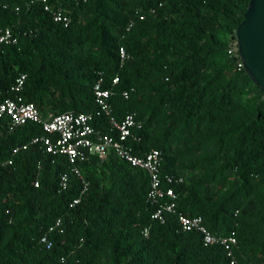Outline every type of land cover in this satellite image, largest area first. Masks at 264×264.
<instances>
[{
  "label": "trees",
  "instance_id": "16d2710c",
  "mask_svg": "<svg viewBox=\"0 0 264 264\" xmlns=\"http://www.w3.org/2000/svg\"><path fill=\"white\" fill-rule=\"evenodd\" d=\"M249 3L48 0L69 18L64 25L36 0H0V29L15 39L0 45V103H32L43 119L90 114L102 80L115 120L129 112L141 123L139 141H128L134 154L161 152L177 210L234 236L239 264H264V93L230 53ZM95 124L111 133L105 117ZM42 135L39 124L11 130L0 120V264H230L221 247L183 232L175 215L151 219L146 172L112 154H86L77 162L84 190L65 157L29 145ZM18 146L26 148L12 156ZM57 220L46 250L40 238Z\"/></svg>",
  "mask_w": 264,
  "mask_h": 264
},
{
  "label": "built area",
  "instance_id": "2783aa9c",
  "mask_svg": "<svg viewBox=\"0 0 264 264\" xmlns=\"http://www.w3.org/2000/svg\"><path fill=\"white\" fill-rule=\"evenodd\" d=\"M43 5L44 10L50 12L53 21L69 24V18L59 11H52L48 5V0H36ZM141 20L143 17L140 18ZM132 26V23L129 27ZM15 42L11 29H0V45H9ZM121 65L123 64L126 53L123 48L119 49ZM240 67H243L241 64ZM25 82V76L21 75L15 83L13 90L19 92L22 90ZM117 83V79L114 81ZM113 92L102 89V80H99L94 87L95 112L86 113H65L61 115H48L42 118L36 106L32 103H23L20 100H5L0 103V120L7 119L10 123V129L22 126L28 122L36 123L42 126L44 135L31 139L29 145H39L45 154L53 157H65L72 166L73 173L82 179L77 162L82 161L86 154L97 156L100 160H106L109 155H114L120 160L130 164L132 167L143 170L148 175L149 190L148 202L154 208L151 219L164 223L168 214H173L178 220V224L183 232H197L202 241L207 246L221 247L230 258V264H239L234 257V248L237 240L234 236H218L211 233L203 223L201 217L189 216L177 210V195L171 185L174 183L172 176L161 175L162 154L160 151L152 149L142 156L134 154L133 149L128 145V141L138 142V137L133 133L134 129H140L141 123L137 121L134 113H126L119 122L115 120L112 108L109 102ZM124 99H128V92H123ZM105 117L110 125V134L105 135L96 126L98 118ZM26 146L15 147L12 156L16 155ZM5 165L12 164L10 158ZM83 180V179H82ZM182 182V179H180ZM67 177L61 178V186L65 188ZM84 190L87 183L83 180ZM36 187L38 184L35 185ZM81 198L73 201L71 206L78 204ZM57 220L50 226L40 238V243L46 250L52 248V242L49 238L55 228L60 225ZM143 236H149V228H144Z\"/></svg>",
  "mask_w": 264,
  "mask_h": 264
},
{
  "label": "water",
  "instance_id": "95a60500",
  "mask_svg": "<svg viewBox=\"0 0 264 264\" xmlns=\"http://www.w3.org/2000/svg\"><path fill=\"white\" fill-rule=\"evenodd\" d=\"M236 40L244 71L264 93V0H250Z\"/></svg>",
  "mask_w": 264,
  "mask_h": 264
},
{
  "label": "rangeland",
  "instance_id": "374dc122",
  "mask_svg": "<svg viewBox=\"0 0 264 264\" xmlns=\"http://www.w3.org/2000/svg\"><path fill=\"white\" fill-rule=\"evenodd\" d=\"M235 38L230 42V53L236 54L238 52L237 40H236V31L234 33Z\"/></svg>",
  "mask_w": 264,
  "mask_h": 264
}]
</instances>
